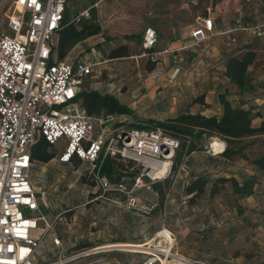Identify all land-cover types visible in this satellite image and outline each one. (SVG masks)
<instances>
[{"label": "built area", "instance_id": "obj_1", "mask_svg": "<svg viewBox=\"0 0 264 264\" xmlns=\"http://www.w3.org/2000/svg\"><path fill=\"white\" fill-rule=\"evenodd\" d=\"M10 1L12 10L5 15V28H0V264H79L89 255L113 250L138 255L135 264H205L182 255L170 231L159 233L164 228L142 241L132 242L134 246L124 250L119 246L95 245L69 254L63 252L54 223L40 211L46 192L30 181L29 149L38 138L51 146L62 140V149L56 154L58 162L85 163L99 197L109 194L112 203L144 215L155 204L139 200L134 192L150 190L153 182L172 176L179 142L159 128H137L111 114H87L76 93L82 79L90 74L92 64L68 62L57 54V31L67 0ZM259 1L264 6V0ZM86 15V9L79 12V16ZM210 29L211 19L203 17L190 32L193 43L202 40ZM248 30L264 39V21ZM155 42L154 30L145 28L140 47L141 55L152 65L146 71L151 80L165 73L155 64L168 53L153 50ZM171 56L178 63L183 61L179 55ZM178 71L179 66H174L168 77L173 79ZM222 149L210 150L219 153ZM107 157L130 162L128 170L134 168L136 172L110 182L99 174ZM154 171H160L159 175L154 176ZM43 242H48V250L55 257L38 263L36 257ZM85 264L125 263L99 257Z\"/></svg>", "mask_w": 264, "mask_h": 264}, {"label": "crops", "instance_id": "obj_2", "mask_svg": "<svg viewBox=\"0 0 264 264\" xmlns=\"http://www.w3.org/2000/svg\"><path fill=\"white\" fill-rule=\"evenodd\" d=\"M83 9L87 10L88 16L81 17L88 18L90 9L99 32L75 43L62 59L92 64L90 74L82 79L77 93L95 91L113 96L130 110L129 114H111L119 120H127L129 117L167 120L186 112L218 116L221 107L217 95L223 94L232 107L248 110L252 127L264 121V39L254 36L248 30L249 26L264 21V6L259 0H91ZM203 17L211 19V29L205 32L202 40L194 44L190 32ZM147 27L152 28L156 34L153 50L168 52L161 62L155 64V67L165 71L155 80L141 76L143 71L152 67L147 58L141 55L140 39ZM104 37L108 38L109 44ZM120 45L125 46L126 55L107 56L110 49ZM82 46L89 49L88 55L83 53ZM101 50H104V57L99 55L98 51ZM245 52L253 54L246 68L250 89L241 91L228 80L224 70L230 56H240ZM173 54L182 57L183 61L178 63L172 58ZM94 65H100L98 71H102L101 76L95 75L92 69ZM176 65L179 71L170 79L168 73ZM199 96L201 101H193ZM98 115L105 114L100 112L92 116ZM252 137L264 140V135ZM211 139L213 141L208 142L210 145L221 146V152L225 150V143L220 138L211 136ZM210 152L201 149L183 155L179 163L185 167L186 174H175L172 179L170 177L168 191L179 195L187 178L192 179L203 172L207 173L211 181L218 177L233 178L237 182L252 178V191L255 186L261 189L264 173L259 169L241 158H226L221 152ZM206 156L217 160L209 164L206 159L201 160ZM57 164L70 165L58 161ZM123 176L130 177L127 174ZM156 182L150 190L137 189L134 192L139 200L155 204L152 212L158 208L164 195L163 180ZM160 187L163 193L159 192ZM36 188L44 190L41 186ZM169 202H173V199H169ZM105 205L109 210L114 207L117 218L106 225L100 221L105 214L104 208V212H96V219L92 222L96 230L92 233L103 242L97 244V248L119 246L124 250L131 247L133 241L147 237V215L125 209L111 201L105 202ZM165 207L169 209L171 206ZM123 211L135 216L136 220L128 218L122 221V217L118 218L117 214ZM54 216L48 214L46 217L50 219ZM151 225L155 226V223ZM46 246L49 248L48 242ZM121 262L129 264L125 260Z\"/></svg>", "mask_w": 264, "mask_h": 264}, {"label": "rangeland", "instance_id": "obj_3", "mask_svg": "<svg viewBox=\"0 0 264 264\" xmlns=\"http://www.w3.org/2000/svg\"><path fill=\"white\" fill-rule=\"evenodd\" d=\"M90 1L67 0V14L69 18L73 19L76 26L83 23H95L90 9L88 18L79 16L80 10ZM11 10L10 0H0L1 28H5V15ZM107 40L108 38L105 39V42L109 44ZM98 52L100 57L105 56L104 50ZM83 53L88 55L89 49L84 48ZM92 69L95 75H102V71H98L100 65H94ZM141 76H146V72L143 71ZM139 120L143 119L129 117L126 121L129 125L139 122ZM94 125L96 127V124ZM210 141H213L211 136L203 134L195 142L199 147L198 150L210 151L209 148L213 149L214 147L208 143ZM242 142L245 143L243 152L248 158L255 159L264 154V140L261 138H245ZM62 146L63 141L58 140L49 149L55 155L47 162L33 161L29 176L35 187L41 186L46 192L45 203L43 207L41 206L40 211L45 216L57 214L54 218L50 217L49 220L54 223V232L61 239L63 252L69 254L72 251H79L103 243L99 241L95 233H92L96 230L92 222L96 219L97 211L102 213L105 210L100 221L106 225L115 221L117 216L113 211L114 207L109 210L106 208L107 205L103 206L105 202L109 203L106 199L110 195L98 196L99 191L85 163L74 161L70 165L57 164L56 154L61 151ZM201 160L213 164L217 158L206 156ZM122 164L128 165L127 162ZM180 164L176 166L171 179L175 174H186L185 167ZM201 176L206 178V183L198 196L191 197L186 194L184 187L179 194L181 197L175 192H169L171 179H169L168 185L163 184V200L156 210L153 212L151 210L147 215L149 224L147 237L160 228H164L159 233H166L165 229L170 231L175 237L177 249L182 255L205 264H264V184L261 189L255 186L249 195L241 198L232 192L230 182L221 183L214 180L213 183L205 172ZM186 181L188 183L190 179L187 178ZM211 185L215 187V192L210 195ZM166 194H168V198ZM169 199H173V202H169ZM182 199L185 202L180 204ZM165 205L171 207L168 209ZM117 215L118 218L122 217V221H126L128 218L136 220L135 216H131L126 211ZM151 223H155V226H152ZM135 239L132 238V240ZM133 242L135 243V241ZM45 245L46 242H43L38 249L36 257L38 263L52 260L55 257V254L48 250L47 246L45 248ZM131 246L134 245L131 243ZM96 257H103L104 260L116 258L120 261L125 260L129 264H135L138 255L113 250L77 263L85 264L88 260Z\"/></svg>", "mask_w": 264, "mask_h": 264}, {"label": "trees", "instance_id": "obj_4", "mask_svg": "<svg viewBox=\"0 0 264 264\" xmlns=\"http://www.w3.org/2000/svg\"><path fill=\"white\" fill-rule=\"evenodd\" d=\"M98 32L99 26L95 23H83L77 27L73 19L69 18L65 8L60 27L57 31L58 58L62 59L67 51L78 41ZM126 54L127 51L124 45L112 48L107 52L108 57H119ZM252 58L253 54L251 52H245L240 56H230L225 63L224 75L241 91L250 89L246 68L252 61ZM76 98L81 101V104L89 115H97L100 112H103V114L130 113V110L126 106L120 104L113 96L108 94H99L95 91H80L76 94ZM217 99L221 107V112L218 116H205L199 113L186 112L167 120L147 118L136 123H130L129 125L137 128H159L178 140L179 147L175 153L172 173L175 171L183 155L188 154L192 150L199 149L195 141L203 134L217 136L225 143V150L220 153L224 157L241 158L264 173V154L255 159L248 158L243 152L245 143L242 142L245 138L264 135V121L258 126L252 127L248 110L232 107L223 94L217 95ZM193 101H201V96L194 98ZM51 147L42 138H38L29 149L31 160L43 163L47 162L55 155L49 151ZM122 163L121 161L107 157L101 163L99 174L105 176L110 182H115L124 174L132 176L136 172L134 168L130 171L127 170L131 165L130 162H128V165ZM169 179L170 177L163 179L162 183L168 185ZM214 180L221 183L230 182L232 192L241 198L252 192L254 184L252 178L242 180L241 183H238L233 178L218 177L213 179L212 182ZM156 183V181L153 182L152 186ZM205 183V177L201 175L196 176L185 184L184 192L191 197L198 196L203 191ZM158 190L163 193L161 187ZM214 192L215 187L211 185L209 189L210 195L214 194ZM99 254L101 253L89 255L80 261Z\"/></svg>", "mask_w": 264, "mask_h": 264}, {"label": "bare ground", "instance_id": "obj_5", "mask_svg": "<svg viewBox=\"0 0 264 264\" xmlns=\"http://www.w3.org/2000/svg\"><path fill=\"white\" fill-rule=\"evenodd\" d=\"M221 149V146H218V145H215L214 147H213V149L211 148V150H213L214 152L215 151H217V150H220ZM159 172L160 171H158V172H153L152 174H154V176H157V175H159ZM127 248H129V247H127Z\"/></svg>", "mask_w": 264, "mask_h": 264}]
</instances>
